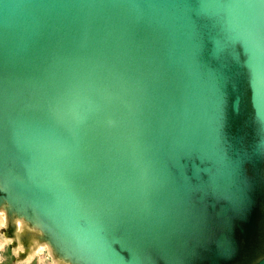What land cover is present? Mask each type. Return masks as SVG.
<instances>
[{
  "label": "water",
  "instance_id": "95a60500",
  "mask_svg": "<svg viewBox=\"0 0 264 264\" xmlns=\"http://www.w3.org/2000/svg\"><path fill=\"white\" fill-rule=\"evenodd\" d=\"M7 168L96 264H264V0H0Z\"/></svg>",
  "mask_w": 264,
  "mask_h": 264
},
{
  "label": "bare ground",
  "instance_id": "6f19581e",
  "mask_svg": "<svg viewBox=\"0 0 264 264\" xmlns=\"http://www.w3.org/2000/svg\"><path fill=\"white\" fill-rule=\"evenodd\" d=\"M15 176L8 168L0 173V191L3 193L0 195V214L5 222L12 224L14 239L20 242L21 236L25 235L23 241L29 252L44 249L57 264H96L85 247L17 194L12 183Z\"/></svg>",
  "mask_w": 264,
  "mask_h": 264
},
{
  "label": "rangeland",
  "instance_id": "374dc122",
  "mask_svg": "<svg viewBox=\"0 0 264 264\" xmlns=\"http://www.w3.org/2000/svg\"><path fill=\"white\" fill-rule=\"evenodd\" d=\"M13 232V230H12ZM33 255V256H32ZM0 264H57L44 249L29 252L24 244L15 241L7 222L0 214Z\"/></svg>",
  "mask_w": 264,
  "mask_h": 264
}]
</instances>
